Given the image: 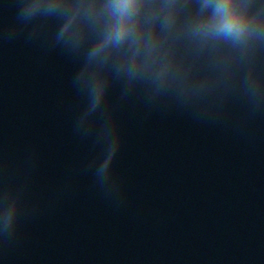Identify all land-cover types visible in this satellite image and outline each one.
I'll return each instance as SVG.
<instances>
[{
    "label": "clouds",
    "instance_id": "obj_1",
    "mask_svg": "<svg viewBox=\"0 0 264 264\" xmlns=\"http://www.w3.org/2000/svg\"><path fill=\"white\" fill-rule=\"evenodd\" d=\"M251 8L252 0H77L75 5L63 0H26L20 15L64 18L58 34L61 39L78 17L91 27L102 22L88 59L106 58L116 50L121 58L117 72L135 79L151 71L155 83L168 72L178 45L193 52L219 42L241 50L264 43V2L257 5L255 14ZM79 35L72 32L64 42L74 44ZM82 85L89 88L90 82L83 80ZM245 88L252 98H260L258 80L247 81ZM91 91L95 95V89ZM96 103L94 99L93 107ZM8 223L6 219L5 229Z\"/></svg>",
    "mask_w": 264,
    "mask_h": 264
},
{
    "label": "water",
    "instance_id": "obj_2",
    "mask_svg": "<svg viewBox=\"0 0 264 264\" xmlns=\"http://www.w3.org/2000/svg\"><path fill=\"white\" fill-rule=\"evenodd\" d=\"M14 0H0V20L3 18Z\"/></svg>",
    "mask_w": 264,
    "mask_h": 264
}]
</instances>
